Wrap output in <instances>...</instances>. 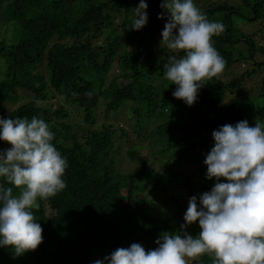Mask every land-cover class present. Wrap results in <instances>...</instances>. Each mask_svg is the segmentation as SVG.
Returning a JSON list of instances; mask_svg holds the SVG:
<instances>
[{"label": "trees", "instance_id": "trees-1", "mask_svg": "<svg viewBox=\"0 0 264 264\" xmlns=\"http://www.w3.org/2000/svg\"><path fill=\"white\" fill-rule=\"evenodd\" d=\"M139 2L0 0V116L9 102L15 108L7 118L47 122L68 162L66 188L33 210L43 242L21 256L0 247V264H94L133 243L155 249L163 233H182L189 198L216 182L206 179L204 164L212 132L264 122V43L255 42L259 31L236 25L261 20L263 27L264 0H203L200 10L223 26L212 44L226 63L192 106L173 97L176 85L164 75L169 57L183 53L155 47L163 0H146L148 22L134 31ZM115 63L124 84L110 77ZM10 147L0 141V150ZM122 151L132 165L124 172ZM179 187L186 201L164 193ZM147 189L149 198L141 196ZM186 231L195 237L201 229L196 222Z\"/></svg>", "mask_w": 264, "mask_h": 264}, {"label": "clouds", "instance_id": "clouds-1", "mask_svg": "<svg viewBox=\"0 0 264 264\" xmlns=\"http://www.w3.org/2000/svg\"><path fill=\"white\" fill-rule=\"evenodd\" d=\"M161 8L168 13L161 44L183 53L169 57L164 75L176 85L173 97L192 106L205 82L224 71L226 62L212 44L223 26L209 20L194 0H163ZM147 9L146 0H140L131 30L147 24ZM212 137L204 164L206 179L216 182L210 191L189 198L182 233H163L152 250L138 243L117 248L94 264H189L205 255L212 264H264V122L225 124ZM53 140L42 119L0 116V141L11 145L0 150V247L11 248L15 256L43 242V228L33 213L38 200L66 188L68 162ZM196 222L201 231L194 237L186 229Z\"/></svg>", "mask_w": 264, "mask_h": 264}, {"label": "rangeland", "instance_id": "rangeland-1", "mask_svg": "<svg viewBox=\"0 0 264 264\" xmlns=\"http://www.w3.org/2000/svg\"><path fill=\"white\" fill-rule=\"evenodd\" d=\"M202 2H203V0H197V2H196V4H197V7L199 8V9H201L202 7ZM157 14L158 15H162L163 14V20H164V22L163 23H167V17H168V13H167V10L166 9H161V11L160 12H157ZM158 22V21H157ZM238 24H236L237 26H240L241 27V29H242V31H247V30H249V31H259L258 32V34H256V38H255V42H258V44H262V43H264V26L262 27L261 26V20H259V21H256V22H254V23H247V22H241V21H238L237 22ZM158 29V35H159V39L156 41V45H155V47H163L164 45L163 44H161V41H162V32H161V30H159V28H157ZM262 38V40L263 41H261L260 39ZM260 59V58H259ZM250 67V66H249ZM247 68V63H242L241 65H240V69L242 70V71H244L245 69ZM120 68H118V66H116V63H115V66H114V68H113V70L111 71V76L110 77H113V76H115L116 78H119L121 75H120V70H119ZM121 79H118L119 80V82L120 83H122V84H124V83H126L127 82V80H126V78L125 77H120ZM123 79V80H122ZM249 84H251V83H247L246 85L248 86ZM246 86V87H247ZM246 87H243L244 89L246 88ZM5 104L2 106V109H3V115L2 116H4V117H8L10 114H11V112H12V110L15 108V106H13L11 103H9V102H4ZM116 123L117 124H122L123 123V121L121 120V118H119V117H117L116 118ZM144 152V151H143ZM121 156L122 157H120V158H123V160H122V162L119 164V167H120V169L124 172L125 170H127V169H130L131 167H132V165H131V163H127V161H125L124 162V160H125V154H124V151H122V154H121ZM147 185V184H146ZM182 187H184L185 185H184V183H182V185H181ZM149 190L147 189V191L146 192H142V195L141 196H145L146 198L148 197H150L149 195H153V191H149ZM165 192V194H167V196H171V198H179V197H184L185 199V201L188 199V196L186 195V193L184 192V188H177V189H174V190H172V188L170 189V188H167V189H165L164 190ZM123 193H126L125 191H123ZM162 197H163V194L161 195ZM154 199V198H153ZM123 202H124V204H127L128 202H129V200H123ZM168 202H170V201H168ZM174 203V202H173ZM155 206H157L158 208H161L162 207V204H160V203H157V205H153V207H155ZM162 210H164V208L162 207L161 208Z\"/></svg>", "mask_w": 264, "mask_h": 264}]
</instances>
